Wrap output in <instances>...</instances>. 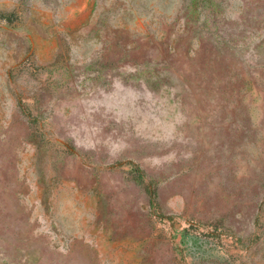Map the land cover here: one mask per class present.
Returning a JSON list of instances; mask_svg holds the SVG:
<instances>
[{
  "label": "rangeland",
  "instance_id": "obj_1",
  "mask_svg": "<svg viewBox=\"0 0 264 264\" xmlns=\"http://www.w3.org/2000/svg\"><path fill=\"white\" fill-rule=\"evenodd\" d=\"M0 264H264V0H0Z\"/></svg>",
  "mask_w": 264,
  "mask_h": 264
}]
</instances>
